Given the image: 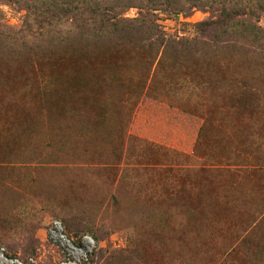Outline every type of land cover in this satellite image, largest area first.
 <instances>
[{"label":"rangeland","instance_id":"1","mask_svg":"<svg viewBox=\"0 0 264 264\" xmlns=\"http://www.w3.org/2000/svg\"><path fill=\"white\" fill-rule=\"evenodd\" d=\"M0 253L264 264V0H0Z\"/></svg>","mask_w":264,"mask_h":264},{"label":"built area","instance_id":"2","mask_svg":"<svg viewBox=\"0 0 264 264\" xmlns=\"http://www.w3.org/2000/svg\"><path fill=\"white\" fill-rule=\"evenodd\" d=\"M53 229H51V233L55 239H57L62 247V252L67 253L68 255H72L75 251H77V248L71 243V241L64 235L63 231L61 230V227L59 225H53ZM91 244V242H90ZM0 264H16L13 263L11 260L7 259L4 255V253H0Z\"/></svg>","mask_w":264,"mask_h":264},{"label":"trees","instance_id":"3","mask_svg":"<svg viewBox=\"0 0 264 264\" xmlns=\"http://www.w3.org/2000/svg\"><path fill=\"white\" fill-rule=\"evenodd\" d=\"M90 16H91V18L93 17H98V18H102V13H101V11H97V12H91L90 13Z\"/></svg>","mask_w":264,"mask_h":264}]
</instances>
